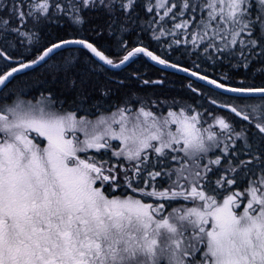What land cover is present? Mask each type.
Returning <instances> with one entry per match:
<instances>
[{
	"label": "snow or ice",
	"instance_id": "1",
	"mask_svg": "<svg viewBox=\"0 0 264 264\" xmlns=\"http://www.w3.org/2000/svg\"><path fill=\"white\" fill-rule=\"evenodd\" d=\"M0 264H264V0H0Z\"/></svg>",
	"mask_w": 264,
	"mask_h": 264
},
{
	"label": "rangeland",
	"instance_id": "2",
	"mask_svg": "<svg viewBox=\"0 0 264 264\" xmlns=\"http://www.w3.org/2000/svg\"><path fill=\"white\" fill-rule=\"evenodd\" d=\"M29 98H31V97H29Z\"/></svg>",
	"mask_w": 264,
	"mask_h": 264
}]
</instances>
